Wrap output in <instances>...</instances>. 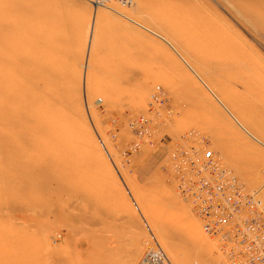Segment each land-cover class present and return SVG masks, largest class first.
Returning a JSON list of instances; mask_svg holds the SVG:
<instances>
[{"label": "rangeland", "instance_id": "rangeland-1", "mask_svg": "<svg viewBox=\"0 0 264 264\" xmlns=\"http://www.w3.org/2000/svg\"><path fill=\"white\" fill-rule=\"evenodd\" d=\"M4 13L27 46L56 43L63 129L80 140L47 164L65 183L61 221L50 184L16 191L0 121V264H138L155 242L172 264H236L174 172L209 147L264 203V0H0Z\"/></svg>", "mask_w": 264, "mask_h": 264}, {"label": "bare ground", "instance_id": "bare-ground-1", "mask_svg": "<svg viewBox=\"0 0 264 264\" xmlns=\"http://www.w3.org/2000/svg\"><path fill=\"white\" fill-rule=\"evenodd\" d=\"M9 16L4 13L0 19V25L4 24V31L0 34V60L5 64L0 73L3 81L0 87V121L7 129L1 141L6 145V141L11 138L16 143L11 150L16 159L8 166L18 173L11 180L17 183L16 191L24 196H33L36 182L50 184L49 193H53L44 201V205L46 210L50 209V214L57 215L63 221L65 207L60 200H64L65 183L63 179H56L58 177L53 173L50 177L48 165L54 160L53 156L58 154L65 153V157H70L65 147L75 150L70 147L72 141L78 138L77 134H69L63 129L67 115L65 101L60 97L65 82L60 78L65 60L56 43L46 37L36 38L32 47L24 44L19 26ZM65 104L68 105L67 102ZM44 135H49V138ZM39 142L51 144L50 147L54 149L40 152L37 149L41 146ZM60 149L64 152H57ZM77 172L78 168L72 171L73 174ZM52 180L56 183L54 187ZM56 195L62 197L59 199ZM32 205L29 204L34 207ZM55 258L52 264L65 262L63 254L57 262Z\"/></svg>", "mask_w": 264, "mask_h": 264}, {"label": "built area", "instance_id": "built-area-1", "mask_svg": "<svg viewBox=\"0 0 264 264\" xmlns=\"http://www.w3.org/2000/svg\"><path fill=\"white\" fill-rule=\"evenodd\" d=\"M174 174L179 193L230 261L264 264V203L216 159L215 151L201 147L180 153ZM138 264L172 263L155 242L145 248Z\"/></svg>", "mask_w": 264, "mask_h": 264}]
</instances>
